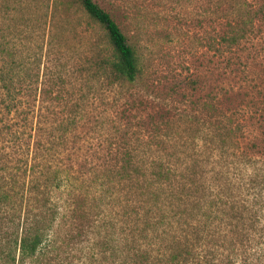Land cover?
I'll list each match as a JSON object with an SVG mask.
<instances>
[{
    "label": "rangeland",
    "instance_id": "1",
    "mask_svg": "<svg viewBox=\"0 0 264 264\" xmlns=\"http://www.w3.org/2000/svg\"><path fill=\"white\" fill-rule=\"evenodd\" d=\"M95 1L138 50L143 74L135 84L113 86L92 74L103 40L78 0H0V28L8 39L14 35L25 57L37 59L40 84L44 80L52 88L41 96L24 91L13 113L0 102V183L11 195L0 206V264L11 263V251L15 256L13 242L24 221L39 219L51 221L50 229L26 264H121L113 245L124 222L123 204L131 202L125 200L131 198L130 180L118 173L128 151L167 156L174 163L176 156L193 153L182 147L184 142L200 151L213 140L221 166L216 172L213 165L203 166L206 174L198 178L200 187L189 202L203 206L194 220L202 235L210 226L215 229L202 214L206 201L219 193L223 200L237 197L252 178H264V126L242 115L256 109L249 105L261 101L257 92L264 94V52L255 54L261 42L253 48L247 43L240 53L247 74L230 69L223 74V66L218 71L210 48L217 32L235 21L243 0ZM59 78L64 87L56 101L53 83ZM216 108L230 115L236 128L226 147L219 146ZM64 129L68 135L56 145L51 134L57 137ZM59 179L62 188L50 190L51 202L31 203L42 198L34 192L39 185L45 191ZM164 230L182 235L167 223ZM15 264H20L19 251Z\"/></svg>",
    "mask_w": 264,
    "mask_h": 264
},
{
    "label": "trees",
    "instance_id": "2",
    "mask_svg": "<svg viewBox=\"0 0 264 264\" xmlns=\"http://www.w3.org/2000/svg\"><path fill=\"white\" fill-rule=\"evenodd\" d=\"M78 1L81 11L87 15L89 23L100 31L103 40L101 50L92 63V74L98 79H106L108 84L113 86L137 83L143 74L137 48L130 42L111 13L95 0ZM240 5L235 21L227 22L210 43V48L214 50L217 59L216 69L219 71L223 66L221 72L223 74L229 69L230 73L247 74V65L242 62L240 55L248 48L247 43L253 48L260 41V50H256L255 54L260 56L264 52L262 31L264 0H243ZM13 36L8 39L4 29L0 28V102L4 104L8 113L17 111L22 105L21 95L24 91L27 94L39 92L40 96L51 94L52 91L46 81L43 80L40 84L41 75L37 59L25 57L19 44L13 41L15 39ZM59 79L60 82L53 83V87L56 88L52 94L56 101L64 87L61 78ZM256 97L261 101L249 105L250 109H256L252 113L244 110L242 115L248 114L250 120L256 119L264 126V94L257 92ZM215 111L218 119L216 131L221 142L219 146L226 147L227 140L231 138L236 128L230 115L218 108ZM67 120H63L61 124L65 122V125L69 126ZM67 135L68 130L64 129L59 136L51 134V137L53 143L58 145L57 140L64 139ZM212 144L214 148L211 147ZM196 145L191 146L184 142L182 147L192 149L193 153L186 156L175 155L177 161L174 163L167 156L148 152L133 155L129 151L125 152L118 173L123 180H130L131 198L125 200L131 202L122 205L124 222L118 229L116 245H113L114 253L121 264H264V178L261 180L257 177L252 178L246 191L242 190L237 197H233L236 200L226 196L225 201L223 195L219 193V198L214 197L215 202L206 201L202 214L207 216V220H211V225H215V229L210 226L207 228L208 234L202 235L199 229L195 228L194 220L196 211L203 206L194 208L189 202L198 191L197 186L200 187L198 178L206 174L203 166L213 165V171L216 172L220 162L215 160L218 155L214 151L218 150V146L216 147L213 140L200 151ZM225 154L226 152H222L219 155L223 157ZM242 158L250 161L247 156ZM219 173L223 174L220 171L217 174ZM62 184L59 179L55 184L53 182L52 185L45 187V191H40L39 185V189L36 188L34 192H38L42 198H33L31 203L40 205L42 200H47L44 203L46 206L48 201L51 202L48 198V195H51L50 190L61 189ZM103 185L105 184H100ZM32 192L33 190L30 191ZM251 196L253 198L249 200L248 197ZM10 201L11 195L6 185L0 183V206ZM70 207L68 202V208ZM55 209L57 210V206ZM56 210H52L54 216L57 214ZM72 215H77V212ZM81 218L85 219L86 215L81 214ZM50 223L51 221L47 223L43 219L35 222L24 221L21 235L13 242L15 256H12V251L8 254L9 260L11 258L10 264H15L17 251L20 264H26L36 257L49 232ZM166 223L171 225V229L173 227L180 230L182 235L161 231ZM225 227L230 228L226 236ZM257 235L260 240L257 239ZM207 245L210 246L205 250L204 246ZM224 251L228 252L227 256L224 255Z\"/></svg>",
    "mask_w": 264,
    "mask_h": 264
}]
</instances>
